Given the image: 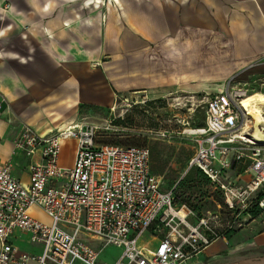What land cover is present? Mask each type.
Returning a JSON list of instances; mask_svg holds the SVG:
<instances>
[{
	"label": "built area",
	"instance_id": "obj_1",
	"mask_svg": "<svg viewBox=\"0 0 264 264\" xmlns=\"http://www.w3.org/2000/svg\"><path fill=\"white\" fill-rule=\"evenodd\" d=\"M239 95L207 99L204 123L192 131L188 166L209 180L235 216L253 209L264 216V139L252 136ZM4 103L0 93V111ZM98 137L94 124L46 133L20 125L14 154L39 161L30 163L28 185L11 175L9 162L0 165V264H99L100 251L88 241L121 248L113 264H183L226 236L230 228L218 230L216 217L197 218L176 202L173 189L161 190L147 148L97 144ZM71 140L73 164L65 169L61 144ZM146 232L157 241L154 248L139 245ZM22 238L39 254L20 251L14 241Z\"/></svg>",
	"mask_w": 264,
	"mask_h": 264
},
{
	"label": "crops",
	"instance_id": "obj_2",
	"mask_svg": "<svg viewBox=\"0 0 264 264\" xmlns=\"http://www.w3.org/2000/svg\"><path fill=\"white\" fill-rule=\"evenodd\" d=\"M181 28L218 42L239 67L264 58V0H0V165L28 185L39 158L14 154L21 124L63 130L83 124L82 108L172 89ZM183 264H264V216Z\"/></svg>",
	"mask_w": 264,
	"mask_h": 264
},
{
	"label": "rangeland",
	"instance_id": "obj_3",
	"mask_svg": "<svg viewBox=\"0 0 264 264\" xmlns=\"http://www.w3.org/2000/svg\"><path fill=\"white\" fill-rule=\"evenodd\" d=\"M181 30L174 39L172 89L119 97L108 110L82 108L81 123L99 128L97 144L147 148L152 169L161 170L154 173L161 181L162 191L175 189L178 201L186 200L205 217H216L218 230L230 228L236 232L250 218L244 212L235 216L228 211L217 192L202 184L196 170L189 168L192 131L203 125L206 101L215 94H240L239 101L248 105L264 103V58L239 67L225 58L218 42L205 41L201 34L192 35L185 28ZM73 151V142H66L60 153L65 165H72ZM37 216L48 221L40 213ZM142 237L139 245L156 246L157 241L149 232ZM87 243L100 251L99 264H113L122 253L115 246ZM14 245L22 252L32 253L27 239L15 240Z\"/></svg>",
	"mask_w": 264,
	"mask_h": 264
},
{
	"label": "bare ground",
	"instance_id": "obj_4",
	"mask_svg": "<svg viewBox=\"0 0 264 264\" xmlns=\"http://www.w3.org/2000/svg\"><path fill=\"white\" fill-rule=\"evenodd\" d=\"M239 106L246 112V116L248 117L247 121L250 123L251 129H253L252 136L258 140L264 139V132L259 129V126L264 125V103L259 105H248L242 101ZM63 143L64 142H62V144Z\"/></svg>",
	"mask_w": 264,
	"mask_h": 264
},
{
	"label": "trees",
	"instance_id": "obj_5",
	"mask_svg": "<svg viewBox=\"0 0 264 264\" xmlns=\"http://www.w3.org/2000/svg\"><path fill=\"white\" fill-rule=\"evenodd\" d=\"M150 169H151V173L153 174V175H155V173H160V171L161 170H159V169H152V167H151V158H150ZM193 169H195V168H193ZM196 170V172H197V179H199L200 181H201V183L202 184H204L205 186H210V182H209V180L198 170V169H195ZM155 172V173H154ZM156 176V175H155ZM211 187V186H210ZM216 191V190H215ZM217 192V194L220 196V198H221V202H222V204L224 205V203H223V200H222V196H221V194H220V192H218V191H216ZM173 193H174V197H175V200H176V202H178V203H185V204H187L194 212H195V214H196V216H197V218H200V217H202V213L201 212H199L198 211V208L197 207H195V206H192L190 203H188L186 200H177V198H176V196H175V189H174V191H173ZM245 213H246V215L250 218V219H253V218H256V217H258V216H260V213H259V211H258V209H253V210H249L248 212H246L245 211ZM230 233H232V231H228L227 233H226V235H228V234H230Z\"/></svg>",
	"mask_w": 264,
	"mask_h": 264
}]
</instances>
